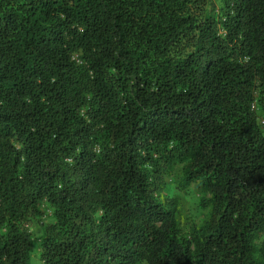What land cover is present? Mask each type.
<instances>
[{"label": "trees", "instance_id": "obj_1", "mask_svg": "<svg viewBox=\"0 0 264 264\" xmlns=\"http://www.w3.org/2000/svg\"><path fill=\"white\" fill-rule=\"evenodd\" d=\"M262 119L264 0H0V264H264Z\"/></svg>", "mask_w": 264, "mask_h": 264}, {"label": "rangeland", "instance_id": "obj_2", "mask_svg": "<svg viewBox=\"0 0 264 264\" xmlns=\"http://www.w3.org/2000/svg\"><path fill=\"white\" fill-rule=\"evenodd\" d=\"M194 187L195 186L193 184L188 192L186 193L183 192L181 194V199L182 201L185 202V206H186L189 219L193 221L194 220L200 221L204 217L206 210L201 206V195L195 190ZM178 192H179V189L177 188L175 182L172 180V178L169 177L165 194L172 196ZM30 228L34 232L35 236H37L41 231L40 226H38L36 223L33 224L32 226L30 224ZM38 251H39V246L37 244L35 246V250L33 251V260L38 259V256H37Z\"/></svg>", "mask_w": 264, "mask_h": 264}, {"label": "built area", "instance_id": "obj_3", "mask_svg": "<svg viewBox=\"0 0 264 264\" xmlns=\"http://www.w3.org/2000/svg\"><path fill=\"white\" fill-rule=\"evenodd\" d=\"M253 108H256V107H255V104L253 105ZM262 123H263V125H264V119H262Z\"/></svg>", "mask_w": 264, "mask_h": 264}]
</instances>
